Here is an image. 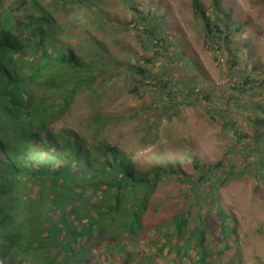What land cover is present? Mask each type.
Wrapping results in <instances>:
<instances>
[{
  "label": "trees",
  "instance_id": "1",
  "mask_svg": "<svg viewBox=\"0 0 264 264\" xmlns=\"http://www.w3.org/2000/svg\"><path fill=\"white\" fill-rule=\"evenodd\" d=\"M69 2L68 11L81 17L74 22L83 27L78 26V39L87 49L86 58L76 57L73 44L59 33L56 15L40 0H20L17 8L0 0V149L6 150L0 168L7 167L6 172L0 170V264H83L86 259L106 264L96 260L105 259L102 251L108 255L110 249L116 250L119 254L113 256H123L128 244L154 247L153 253L165 258L162 236L180 238L178 247L200 251V260L211 253L210 244L213 252L226 256L234 248L228 235L237 234L239 220L223 207L218 190L249 174L264 184V67L247 68L255 50L242 54L229 46L239 26L234 27L223 0H213L209 10L194 2L195 14L204 23L203 41L226 77L219 86L203 75L182 41L166 33L164 14L144 10L137 0H119L133 15L122 24L109 19L111 6L102 0ZM91 25L105 32L132 30L152 53L112 54L88 28ZM85 88L93 90L91 102L96 104L94 120L87 123L91 134L96 131L92 144L76 130H55L54 119L67 112L70 100ZM123 94L140 99L151 95L155 112L145 119L146 136L164 117L179 116L186 103L210 123L230 130L232 140L226 138L228 148L216 163L189 155L142 171L131 153L104 136L98 138L108 122L139 116L101 113L103 99ZM237 111L246 113L252 133L240 129L232 114ZM32 129L34 133L28 134ZM23 132L25 142L20 141ZM21 146L25 150L10 149ZM184 162L191 164L196 176L185 173ZM163 178L189 182L188 193L202 202L193 200L187 209L162 219L156 224L159 238L151 243L149 237L141 238L143 217ZM209 211L215 212L224 242L211 241L204 219ZM132 264H153V256L141 253Z\"/></svg>",
  "mask_w": 264,
  "mask_h": 264
},
{
  "label": "rangeland",
  "instance_id": "2",
  "mask_svg": "<svg viewBox=\"0 0 264 264\" xmlns=\"http://www.w3.org/2000/svg\"><path fill=\"white\" fill-rule=\"evenodd\" d=\"M19 1L5 0V4L8 7L17 8ZM40 1L44 7L56 15L62 27L59 33H63V38L73 44L76 57L86 58L87 49L78 39V26L80 29L83 27L74 22L81 17L68 11L70 0ZM137 2L144 10L151 8L155 10L154 14L165 15L166 33L179 42L182 41L190 57L195 58L198 67L210 82L219 86L226 83V77L220 73L214 53L207 49L203 41L204 23L196 16L194 8V2H196L200 8L209 10L213 7V0H137ZM102 3L111 6L107 13L109 19L117 20L122 24L133 20L131 10L124 8L119 0H102ZM223 5L232 15L234 27L239 26V30L232 35V43L229 46L236 47L242 54H246L250 49L255 50L252 59L254 61H250L247 68L252 69L256 64L261 69V66L264 67V0H223ZM18 14L24 15L23 12ZM88 28L106 43L112 54L131 50L137 53L138 57H149L152 53L150 50H145L141 39L127 28L117 33L111 29L105 32L103 29L96 28L95 25ZM141 62V64L146 63L142 59ZM91 87L96 89V85ZM92 96L91 88L80 89L71 99L68 111L54 119L55 130L73 129L87 137L89 144L94 143L93 135L96 131L94 130L91 134L90 127L87 125L94 120L91 116L94 115L96 104L91 102ZM151 101L150 94H146V97L142 99L133 94L113 97L110 95V98L103 99L99 107L104 115L116 117L139 113V116L131 121L108 122V126H105L104 132L98 138L104 136L110 143H117L123 150L131 153L137 167L142 171L151 170L156 164L165 165L168 160L174 161L175 158L182 159L189 155H196L206 163H216L222 158L228 148L226 138L231 142L232 132L225 131L216 123H210L195 106L186 103L181 104L182 112L179 116L164 117L155 132L146 136L143 131L145 119L152 117L155 112V107L151 108ZM232 114L238 117L240 129L252 133V123L248 120L246 113L237 111ZM181 168L185 173L196 176V171L188 162H184ZM189 186V182L181 183L178 180L166 178L161 180L143 219L145 225L143 236L149 238L153 234L157 236L153 233V227L161 219L169 218L177 211L187 209L193 205V200L195 203L202 202V199L188 193ZM218 194L222 199L223 207L230 215L238 218L240 230L242 229L243 241L238 248V252L242 255L240 264H264V184L259 183L253 174H249L242 177L240 181L231 180L227 187L218 190ZM211 201L215 202L214 199ZM191 210L195 213L196 206L194 205ZM205 210L206 208H203L202 211ZM214 216L215 212L209 211L204 219L209 225L208 228L216 233L219 223ZM168 228L173 226L167 225ZM211 230H209L210 233H212ZM213 253L215 254L216 251L214 250ZM245 255H247L246 259Z\"/></svg>",
  "mask_w": 264,
  "mask_h": 264
},
{
  "label": "clouds",
  "instance_id": "3",
  "mask_svg": "<svg viewBox=\"0 0 264 264\" xmlns=\"http://www.w3.org/2000/svg\"><path fill=\"white\" fill-rule=\"evenodd\" d=\"M6 6V4H5ZM8 7V6H7ZM71 103V100H70ZM29 118V117H28ZM30 119V118H29ZM18 132H22L21 129H18ZM34 133V130H29L28 134ZM8 138L9 136L6 135ZM25 138V132H23L20 135V141H24L23 139ZM107 139V138H106ZM109 142V141H107ZM12 151L14 150H25V146L21 147H11ZM6 157V150L5 149H0V158L5 159ZM7 167L6 166H1L0 170L6 172ZM222 200V199H221ZM222 204V202H221ZM223 205V204H222ZM147 213V212H146ZM145 216V215H144ZM144 219V217H143ZM162 220V219H161ZM164 221H160L159 224ZM239 223V221H238ZM157 224V225H159ZM155 225L153 233H156L157 236L154 234L150 236V241L153 243V239H158L159 238V233L156 231V226ZM167 228V226L165 227ZM237 228V234L232 235L229 233L227 242L229 244L234 245L233 249L227 250L226 252L228 253L226 256H219L217 252L214 254L212 251V244L208 245L209 248H211V253L205 254V259L200 260L201 258V253L200 251H194V252H187L184 251L182 248L178 247V242L180 238H175L174 236L172 237H163L160 240L162 244L165 245L164 250L167 251V255L165 258H160L158 257V254L153 253L155 251L154 247H148L147 245H142L138 244V246H133V245H126L127 252L123 256L115 255L113 254H119L118 251L116 250H109L108 255L102 251L105 259L103 258H98L96 260L98 261H104L106 264H132L137 260L138 255H141L143 253L145 256L146 255H151L153 256V264H240L242 262V255L238 252L239 246H241V242L243 241L242 237V229L240 230L239 224L236 225ZM171 229V228H168ZM144 234V231H142V235ZM212 236L211 241L213 242H224L223 241V232L221 229H217V232L210 233ZM141 238L147 239L148 237L142 236ZM216 240V241H215ZM154 248L152 251L151 249ZM148 250V251H147ZM247 255H245L246 259ZM253 257V256H252ZM2 263V261H1ZM83 264H96L95 261H87V259L83 262Z\"/></svg>",
  "mask_w": 264,
  "mask_h": 264
}]
</instances>
